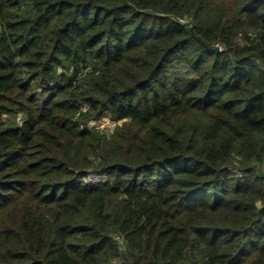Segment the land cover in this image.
Instances as JSON below:
<instances>
[{
    "label": "trees",
    "instance_id": "16d2710c",
    "mask_svg": "<svg viewBox=\"0 0 264 264\" xmlns=\"http://www.w3.org/2000/svg\"><path fill=\"white\" fill-rule=\"evenodd\" d=\"M0 264H264V0H0Z\"/></svg>",
    "mask_w": 264,
    "mask_h": 264
},
{
    "label": "rangeland",
    "instance_id": "374dc122",
    "mask_svg": "<svg viewBox=\"0 0 264 264\" xmlns=\"http://www.w3.org/2000/svg\"><path fill=\"white\" fill-rule=\"evenodd\" d=\"M121 121H116L110 116H105L100 120H95L91 123L92 127L94 128H101V129H107L108 131H113L117 124H120ZM99 175H92L89 176V180L94 179L93 177H96ZM94 181V180H92ZM96 181V180H95Z\"/></svg>",
    "mask_w": 264,
    "mask_h": 264
},
{
    "label": "built area",
    "instance_id": "2783aa9c",
    "mask_svg": "<svg viewBox=\"0 0 264 264\" xmlns=\"http://www.w3.org/2000/svg\"><path fill=\"white\" fill-rule=\"evenodd\" d=\"M90 126H91V128H94V127H92V125L90 124ZM94 179H91V181L92 180H96V181H99V180H101V179H105L106 178V176L105 175H100V176H96V177H93Z\"/></svg>",
    "mask_w": 264,
    "mask_h": 264
},
{
    "label": "water",
    "instance_id": "95a60500",
    "mask_svg": "<svg viewBox=\"0 0 264 264\" xmlns=\"http://www.w3.org/2000/svg\"><path fill=\"white\" fill-rule=\"evenodd\" d=\"M212 49H214L216 51H220V47H215V48H212Z\"/></svg>",
    "mask_w": 264,
    "mask_h": 264
}]
</instances>
